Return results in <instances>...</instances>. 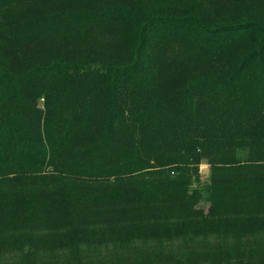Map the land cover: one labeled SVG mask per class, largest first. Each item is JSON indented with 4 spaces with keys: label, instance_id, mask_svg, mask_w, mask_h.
<instances>
[{
    "label": "trees",
    "instance_id": "1",
    "mask_svg": "<svg viewBox=\"0 0 264 264\" xmlns=\"http://www.w3.org/2000/svg\"><path fill=\"white\" fill-rule=\"evenodd\" d=\"M8 252L264 264V0H0Z\"/></svg>",
    "mask_w": 264,
    "mask_h": 264
},
{
    "label": "rangeland",
    "instance_id": "2",
    "mask_svg": "<svg viewBox=\"0 0 264 264\" xmlns=\"http://www.w3.org/2000/svg\"><path fill=\"white\" fill-rule=\"evenodd\" d=\"M198 179L193 180L190 183V188H198L202 195L201 201H199V207H203L205 210L209 205L208 200L206 199L208 194V186H209V178L211 176V170L209 164L205 159H202L198 165ZM157 243L151 241L146 246L148 249H156L159 250L160 246H157ZM153 247V248H151ZM131 249V246H117L112 242L106 243L103 245H84L81 247L82 256L85 261H90L92 263H96L99 261H109L114 260V257L131 258L132 255H135ZM65 256V254L60 252H52V253H38L36 254V261H48L53 263L61 262V259ZM18 261L17 253L8 252L0 255V264H13Z\"/></svg>",
    "mask_w": 264,
    "mask_h": 264
}]
</instances>
